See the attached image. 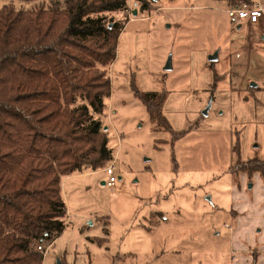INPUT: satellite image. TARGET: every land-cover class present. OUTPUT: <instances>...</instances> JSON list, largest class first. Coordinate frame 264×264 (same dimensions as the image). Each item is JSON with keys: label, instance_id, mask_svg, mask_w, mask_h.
Instances as JSON below:
<instances>
[{"label": "rangeland", "instance_id": "obj_1", "mask_svg": "<svg viewBox=\"0 0 264 264\" xmlns=\"http://www.w3.org/2000/svg\"><path fill=\"white\" fill-rule=\"evenodd\" d=\"M127 1L109 14L125 25L100 115L117 181L90 167L63 178L66 224L34 243L48 248L42 264H264L262 178L231 171L235 150L264 159V17L236 22L223 0ZM133 86L166 91L171 130H157Z\"/></svg>", "mask_w": 264, "mask_h": 264}, {"label": "trees", "instance_id": "obj_2", "mask_svg": "<svg viewBox=\"0 0 264 264\" xmlns=\"http://www.w3.org/2000/svg\"><path fill=\"white\" fill-rule=\"evenodd\" d=\"M223 1L228 7L254 2ZM127 2L0 8V264H42L34 243L55 239L66 224L63 178L84 167L103 169L113 158L100 115L125 22L109 14ZM133 90L157 130H171L163 113L166 91ZM235 152L231 171L258 172L264 186V159L243 163Z\"/></svg>", "mask_w": 264, "mask_h": 264}, {"label": "built area", "instance_id": "obj_3", "mask_svg": "<svg viewBox=\"0 0 264 264\" xmlns=\"http://www.w3.org/2000/svg\"><path fill=\"white\" fill-rule=\"evenodd\" d=\"M229 16L232 20L236 22H241L242 20H248L251 24L258 23L261 18L264 17V5L258 0H254L253 3H248L246 1L242 2L240 5L232 6L227 9ZM103 171L107 174L108 179L105 180V184L109 187H113L117 181L116 176V160L109 162ZM53 242L50 241V244ZM38 251L46 254L48 248L43 244L37 245Z\"/></svg>", "mask_w": 264, "mask_h": 264}, {"label": "water", "instance_id": "obj_4", "mask_svg": "<svg viewBox=\"0 0 264 264\" xmlns=\"http://www.w3.org/2000/svg\"><path fill=\"white\" fill-rule=\"evenodd\" d=\"M135 14H136V11H135ZM210 59H211V60H215V59H217V55H213V56H211ZM166 68H170L169 63L167 64ZM102 184H105V181H102ZM57 264H62V262H61L60 259H58Z\"/></svg>", "mask_w": 264, "mask_h": 264}, {"label": "crops", "instance_id": "obj_5", "mask_svg": "<svg viewBox=\"0 0 264 264\" xmlns=\"http://www.w3.org/2000/svg\"><path fill=\"white\" fill-rule=\"evenodd\" d=\"M258 23H259V22H258ZM258 23H253V24H251V25H252L253 27L256 28V27L258 26ZM259 24H260V23H259ZM238 27L240 28V24L238 25ZM102 170H103V169H102ZM71 176H72V175H69V176L65 177V178H64V181H65L67 178L71 177ZM62 190H63V189H62ZM67 210H68V209H67ZM151 215H152V214H151ZM151 215H150V216H151Z\"/></svg>", "mask_w": 264, "mask_h": 264}]
</instances>
